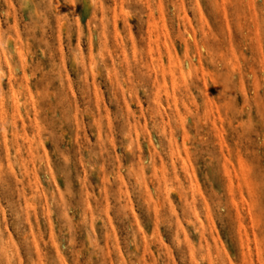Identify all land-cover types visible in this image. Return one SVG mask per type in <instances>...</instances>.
I'll return each instance as SVG.
<instances>
[{"label": "rangeland", "instance_id": "1", "mask_svg": "<svg viewBox=\"0 0 264 264\" xmlns=\"http://www.w3.org/2000/svg\"><path fill=\"white\" fill-rule=\"evenodd\" d=\"M0 264H264V0H0Z\"/></svg>", "mask_w": 264, "mask_h": 264}]
</instances>
